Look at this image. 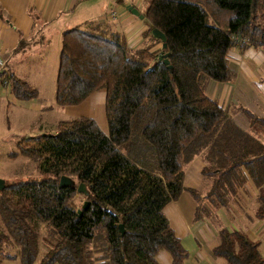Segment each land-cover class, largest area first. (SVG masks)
Here are the masks:
<instances>
[{"label":"trees","instance_id":"16d2710c","mask_svg":"<svg viewBox=\"0 0 264 264\" xmlns=\"http://www.w3.org/2000/svg\"><path fill=\"white\" fill-rule=\"evenodd\" d=\"M145 1L138 46L111 23L90 20L62 33L55 103L78 105L105 90L107 131L80 116L17 141L15 155L36 159L35 175L0 190V258L34 264L43 243L39 264H161L160 250L183 264L190 253L164 207L188 193L195 220L216 216L248 182L257 190L254 216L264 220V116L206 94L209 81L234 79L233 47L264 53V0ZM1 84L16 100L38 97L5 63ZM238 112L249 130L235 123ZM195 157L209 181L203 194L184 185ZM63 175L74 185L59 187ZM212 253L223 264H264L260 242L242 228H221Z\"/></svg>","mask_w":264,"mask_h":264},{"label":"crops","instance_id":"0c3cea01","mask_svg":"<svg viewBox=\"0 0 264 264\" xmlns=\"http://www.w3.org/2000/svg\"><path fill=\"white\" fill-rule=\"evenodd\" d=\"M84 1L0 0V58L18 77L26 79L30 84L36 86L39 95L43 80L49 88L53 85L55 90L62 33L75 25L90 21L86 4H83ZM125 3L127 5L123 7V11L120 5L113 1L114 18L111 16L112 21L102 20L99 23L113 24L124 34L129 46H138L144 40L141 34L146 29L147 23L144 17L139 18L129 10L130 7L136 8L139 5V0H136L135 4L127 1ZM117 15L118 18L115 20ZM135 19H140L139 23L134 22ZM116 23H119L121 27L118 28ZM21 41L24 43L22 44ZM235 50L229 51L230 67L236 73L234 79L225 83L209 81L206 86V94L217 99L223 106L229 104V106L245 107L241 103L242 98H245L251 101L256 100L264 107L262 101L264 100V83L262 82L264 54L253 48H248L243 52H240L237 47ZM33 64H35L34 73H31ZM49 64H52L50 69L52 75L49 72ZM28 74L35 76V80L38 81H30ZM29 107L41 111L45 105L42 104L41 98L38 96L37 99L30 101ZM202 167L203 162L201 161L198 167L200 176L198 177L196 172L187 187L196 189L198 186L197 189L200 188V184L204 180L201 174ZM179 198L167 204L164 210H168L174 222L179 225L180 233L170 226L190 253L189 258L183 264H223L221 258L213 255L212 249L219 242V230L223 227L228 228V225H234V228H243L250 239L258 240L260 253L264 257V220H258L254 216V211L252 213L246 211L244 215L248 219L249 225L242 221L241 214H237L238 216L235 218L232 215L229 220L209 226L207 220H195L194 211L190 217H187V213L193 210V204L189 203L187 210L179 204ZM241 223H244V226H241ZM184 239L186 244L183 242ZM44 254L45 250H43L41 258ZM41 258H36L34 264H39ZM157 258L161 264H172V258L166 250H160Z\"/></svg>","mask_w":264,"mask_h":264},{"label":"rangeland","instance_id":"374dc122","mask_svg":"<svg viewBox=\"0 0 264 264\" xmlns=\"http://www.w3.org/2000/svg\"><path fill=\"white\" fill-rule=\"evenodd\" d=\"M113 1L117 2L122 9L127 5L125 1L132 4H135L136 2V0H85V3L83 4H86L90 20L98 22H101L102 20L112 21L111 12L113 9H115L113 6L114 3L112 4ZM145 5V0H139V5L136 8L142 12ZM117 18L118 15L116 16L115 20H117ZM132 18L134 17L132 16ZM139 21L140 19L134 20V22L137 23H139ZM116 26L118 28L121 27L119 23H116ZM235 49L236 47H233L231 51H236ZM23 65H26V63H23ZM34 68L35 64H33L31 73H34ZM51 68L52 64H49L50 75H52V70H50ZM30 69L31 67L29 65V70ZM28 77L32 82L38 81L35 80V76L32 74H28ZM263 81L264 78L262 79V82ZM54 91V86L52 85L51 88H49L43 80L41 84L40 95L38 94V96H40L41 102L43 105H45V107L43 110L38 111L29 107L30 101H19L14 99L9 91V87L6 84L0 85V180L4 182V185H9L18 180L26 179L27 177L35 175L36 159L23 157L17 154L15 155L17 150L16 143L23 135H25V138L27 136H34L38 133H41L43 130H52L59 120H70L86 115L93 117L97 121L101 130L104 132L107 131L106 118L104 114L105 90L100 89L94 92L84 102L78 105L65 107L56 105ZM262 101L264 102V100ZM227 103H229V101H227ZM241 103L251 112L264 116V107L258 101H251L242 98ZM233 119L243 129H250L249 120L244 113H237L233 116ZM200 160V157H195L186 166L184 177V184L186 186H188L190 179H193V176L196 174V172L198 177L200 176V171L198 168L201 163ZM208 186L209 181L204 179L199 188L202 194L206 192ZM255 195L256 188L251 182H248L245 187L240 190L236 201L232 202L230 205L229 211L226 208L217 207L214 209V212L217 213L216 216L213 213L212 216L205 218L204 220L209 221V226H214L215 223L229 220L232 215L235 218L238 216L237 214H241L242 221L249 225V221L244 215L246 211L250 213L254 211L256 206ZM178 202L181 206H183V208L187 210L189 203L193 204V210L187 213V217H190L196 206L193 198L188 193H183ZM163 213L168 220L170 219L169 223L174 228V230L180 233L179 225L174 222L168 210L163 209ZM244 223H241L240 225L244 226ZM227 227L232 229L234 228V225H228ZM236 229L240 228L237 227ZM183 242L186 244L185 239ZM43 250L46 251V247L43 243H41L37 259L41 258ZM9 251L13 252L15 249H9ZM0 264H19V261L17 259L8 260L5 258H0Z\"/></svg>","mask_w":264,"mask_h":264},{"label":"water","instance_id":"95a60500","mask_svg":"<svg viewBox=\"0 0 264 264\" xmlns=\"http://www.w3.org/2000/svg\"><path fill=\"white\" fill-rule=\"evenodd\" d=\"M129 10L134 15H137L139 18H143V14H141L136 8L130 7ZM152 34L162 41V49L165 50L167 48L165 35L160 30H158L156 28L152 29ZM161 59H162V57H158V60H161ZM163 61L166 64L168 63V59L167 58H164ZM37 136H39V135H37ZM30 137H32V136H27L26 139H29ZM73 185H74V180L71 179L70 177L65 176V175L60 177L59 187H67V186H73ZM4 186H5L4 182L2 180H0V190L3 189ZM77 191L82 193V194H84V195H86V196L89 195V192H88V190H87V188H86L84 183H79L77 185ZM88 203H89L88 201H85L83 203V208H86ZM79 211H81V210H79ZM119 228H120L121 233H123L124 232V228H123L122 224L119 225Z\"/></svg>","mask_w":264,"mask_h":264},{"label":"built area","instance_id":"2783aa9c","mask_svg":"<svg viewBox=\"0 0 264 264\" xmlns=\"http://www.w3.org/2000/svg\"><path fill=\"white\" fill-rule=\"evenodd\" d=\"M111 16L114 18L115 16V13L114 12H111ZM4 62L3 60L0 58V67L3 66Z\"/></svg>","mask_w":264,"mask_h":264}]
</instances>
